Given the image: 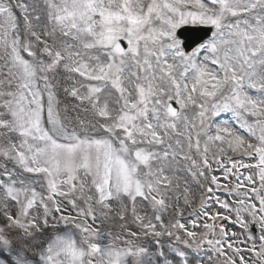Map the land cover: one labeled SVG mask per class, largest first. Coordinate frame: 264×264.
Instances as JSON below:
<instances>
[{
	"label": "snow or ice",
	"instance_id": "6c2138e0",
	"mask_svg": "<svg viewBox=\"0 0 264 264\" xmlns=\"http://www.w3.org/2000/svg\"><path fill=\"white\" fill-rule=\"evenodd\" d=\"M0 264H264V0H0Z\"/></svg>",
	"mask_w": 264,
	"mask_h": 264
},
{
	"label": "rangeland",
	"instance_id": "374dc122",
	"mask_svg": "<svg viewBox=\"0 0 264 264\" xmlns=\"http://www.w3.org/2000/svg\"><path fill=\"white\" fill-rule=\"evenodd\" d=\"M229 115L228 119H222L220 120V117L216 118L217 122L223 123L224 121H228L230 123H234V117L232 116L231 113H222L221 116L223 115ZM188 167L189 164L187 161H184L182 156L177 157V161L173 166V172L174 175L178 178L179 183L181 185V188L184 186L189 187L190 191L192 192H197L198 193V187H197V178L193 177L191 172L188 171ZM168 174H173V173H168ZM217 175H221L222 176V172H217ZM170 195H180V191L177 190L174 193H169ZM218 195L221 196L222 199H226L231 201L235 200V196H229L227 193L225 192H220L218 193ZM180 204L181 206H183V197L182 195L180 196ZM198 205V200L196 201V203L194 204V207ZM218 209V206H214ZM191 211V209H186L185 210V216L188 217V219H191L192 217L188 216V212ZM114 232H118L119 228L118 227H114L111 229ZM135 230V229H134ZM107 242V241H105ZM151 243H152V239L151 237L148 238V246L151 247Z\"/></svg>",
	"mask_w": 264,
	"mask_h": 264
},
{
	"label": "water",
	"instance_id": "95a60500",
	"mask_svg": "<svg viewBox=\"0 0 264 264\" xmlns=\"http://www.w3.org/2000/svg\"><path fill=\"white\" fill-rule=\"evenodd\" d=\"M208 31L210 30H207L204 27H200V28L189 27L186 31L182 33V37L187 38L189 44H191L193 40L205 38L210 33Z\"/></svg>",
	"mask_w": 264,
	"mask_h": 264
},
{
	"label": "bare ground",
	"instance_id": "6f19581e",
	"mask_svg": "<svg viewBox=\"0 0 264 264\" xmlns=\"http://www.w3.org/2000/svg\"><path fill=\"white\" fill-rule=\"evenodd\" d=\"M228 118H229V115L228 114L223 115V116H220V120H222V119H228Z\"/></svg>",
	"mask_w": 264,
	"mask_h": 264
}]
</instances>
